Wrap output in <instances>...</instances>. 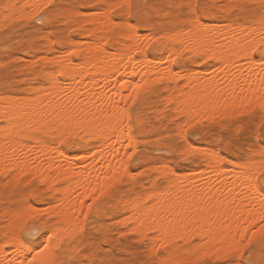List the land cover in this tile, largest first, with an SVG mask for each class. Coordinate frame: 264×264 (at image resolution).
Returning <instances> with one entry per match:
<instances>
[{
  "label": "bare ground",
  "instance_id": "6f19581e",
  "mask_svg": "<svg viewBox=\"0 0 264 264\" xmlns=\"http://www.w3.org/2000/svg\"><path fill=\"white\" fill-rule=\"evenodd\" d=\"M13 1L11 4V1H7L10 4L8 7L10 13L15 11L16 5ZM38 1L23 0V5L32 7L38 4ZM120 1L124 2L125 0ZM262 1L264 3V0ZM105 3V5H108L111 2ZM230 5L231 7L233 6L229 3L228 7ZM24 8L22 7V13L25 14ZM29 9H32L28 11H33V14H35L34 11H39V8L35 9V6ZM102 10L103 13H98L97 18L91 17L90 20L88 18L87 22L90 25L88 27L85 26L86 29L82 28L85 31V36L92 39L91 41L83 42L82 40L83 45L81 44L82 42L80 44L75 43L70 49L73 55L68 57L64 55L66 58L63 57L64 59L61 58L62 60L58 61L55 58L52 59L53 62L59 65L60 69L57 71L53 69L54 72L51 70L52 73L47 70L50 73L49 80L51 79L48 86L41 85L33 88L34 94L29 97L0 96V167L2 166L0 170L5 168L6 170H16L18 173L23 170H27V172L31 170L32 174L37 171L42 173L45 180H49L47 185L51 181L54 183L53 181L58 178L67 182V185L60 189L56 206H53L58 222L62 225L48 227L50 233L46 244L48 251L45 252L43 257H38L37 260L49 259V255H53V248L58 243L57 241H60L64 236L71 235L72 231H75L74 229L79 220L82 219L80 214L83 208L86 207L84 205L87 203L86 199L93 198L94 200L95 192L105 190L108 185H111L109 183L113 179L115 180L116 177L129 173L126 156L128 148L134 145V135L128 128L126 121L128 112L125 104L130 95L137 92L140 85L151 79H155V81H159L156 79L174 81L173 85H175L174 89L177 90V94L169 96V99H173L176 104L174 111L178 109V111L191 118L199 115V120L200 115L202 118L203 114H209L208 117H210L216 111L218 112L216 113L217 115L219 113L222 114V112L228 113L234 108H242L249 102L251 105L252 101L259 103L260 106L264 105V82H262L264 81V66H262V62L258 61V58L245 57L241 54L243 50L248 48V42L254 45L264 44V14L259 17L256 26L252 23L254 27L251 24L249 26L247 23L244 25L243 23H229V21L227 23L223 22V24L214 22L209 24L202 21L200 17L199 22L194 23L188 18L186 20L188 25L186 28L179 25L173 32L168 31L169 33H165L166 31H164L163 35L158 33L164 39L163 51L159 55L150 57L146 55L147 48L144 47V44L147 45V43L143 41L144 44H142V39L145 40L144 36L146 35H142L144 37L142 39L138 38V33L134 30L135 26L131 27L129 20L121 24L124 32L119 33L121 38L115 39L117 43L116 46H111L115 50L112 51L108 41L110 37L116 36L118 31H116L117 28L109 14L110 10L107 7ZM28 11H26V14H28ZM4 13L7 12L4 11L2 14ZM69 14L72 17L73 14ZM91 24L93 25L91 26ZM141 34L139 35L141 36ZM155 36L157 37L158 35ZM148 38L146 39L147 41L150 40L151 36ZM65 50L67 51L68 49ZM185 51H190L191 54L200 56L205 62L212 60V65L216 68L214 69L212 66L213 71L206 67L204 70L195 69V71L186 69L182 74L181 72H176L178 71V69L175 71L178 59ZM66 54H69V52ZM75 58L79 59L76 60ZM48 61H50V58ZM59 75L60 77H58ZM179 78L185 79L183 85L180 84L178 86ZM155 81L153 80L152 82ZM170 100L168 102L165 101V103L167 102L168 104ZM252 108L250 107L248 111ZM245 110L247 111V107ZM206 116L204 115V118H207ZM193 120L192 123L196 121V119ZM74 129L88 133L89 136L98 141V143L93 145V151H90L91 154L93 152L92 157L83 151L77 156L72 157L70 155V157L62 151L60 154L57 152V155H59L54 158L52 154H56V151L49 148L56 149V147L54 145L50 147L51 144L48 145L44 138L40 137L41 133L48 132L49 134V132L55 131L56 136H60L64 135V133L68 134L70 130L73 132L75 131ZM25 139H30L33 142L31 145H34H26ZM188 148L190 151L191 147L188 146ZM195 148L192 147V149ZM200 148H196V150L199 151ZM203 149L204 147H202V152L204 151L206 157L208 156V167H211L210 169L212 170L209 173L213 175L215 173L213 177L216 179L211 178L213 180L210 181L212 176L209 173L210 177L208 179L209 175L203 178L208 169H206V173L204 170L198 171V173L204 171L201 173L203 176L200 175L203 179H200L202 183L198 179V173V178L194 176V171V175H191V178L187 175L193 174V172L185 173V176L183 173L181 175L176 174L175 178L169 177V184L166 187L148 192L144 199L133 198L123 202L122 207H124V212L128 215H125V218L121 220H124L123 222H132L133 229L137 232H147V229L155 231L154 241L156 244L160 241L165 242L169 237L168 241L171 242V237L188 235L190 230L189 234L192 236L188 235L189 237H186L189 240L190 236L191 238L194 236L192 233L195 230V233L199 234L201 239L203 238V241H205L199 244L200 247L204 248L200 252H203L209 244H216L218 248L225 250L230 247L233 248L234 245L237 246L238 239L244 234V230L249 229L250 231L253 228H250V226L260 220L262 223V217H264V203H262L264 193L263 197H260L261 199H257L259 193L262 194V192L256 187L252 189L256 180L250 179L251 175L254 174L253 171L257 172L256 168L258 166L256 165L259 164L260 160L255 161L256 165L250 166H255L253 171L246 165H240L241 169H236L237 171L235 169L229 171L231 168L228 170L223 167L219 154H216L208 147ZM21 152H23L24 156H21ZM27 153L29 155L31 153H41V155L37 156L35 154L36 156H33L32 154V157ZM262 161L263 159L260 163L261 167L262 163H264ZM73 166L77 169L71 170ZM161 170L163 174L165 170ZM36 174L38 175V173ZM34 176H36L35 173ZM192 177H195L198 182ZM39 179H42V176ZM204 179L208 181L205 180V182ZM250 188L252 190H249ZM255 189L258 194L252 192L254 195L255 193L257 194L254 196L250 192L255 191ZM148 200H152L149 206L146 205ZM28 206L27 210L25 208L15 213L10 212L12 213H9L12 215V224L8 218L7 221L10 222V226L6 225L11 230L10 236H7L9 239L6 237V240H10V238L13 240L10 251H14L15 253L13 254L20 257V259L9 258L7 260L5 258V261L0 260V264H28L33 258L28 259L26 262L27 258H29L26 255L29 254L22 248L24 242L17 239L19 233L16 230L20 212L28 211V209L32 210L30 204L26 205V207ZM33 210L35 214L37 211L35 212L34 208ZM31 213V216L34 215ZM26 215H29V213ZM257 224H255V228L261 225L259 223L257 226ZM81 227L78 228L77 226L76 229L80 230ZM188 228L191 229L188 230ZM184 230L187 233L182 234L181 232ZM129 231H131L130 228ZM180 233L181 235H179ZM143 234L145 235V232ZM176 239H178L177 236ZM154 241H152V244ZM182 241L184 242L183 239ZM196 245L198 246V244ZM157 247L159 246L157 245ZM157 247L155 246L154 248L157 249ZM214 248L211 249L213 250ZM4 249L1 247L0 252L2 255H7V250ZM200 252L196 253V255L198 256ZM210 252L212 251L207 252V254ZM192 257H195V255ZM166 259L168 260V257Z\"/></svg>",
  "mask_w": 264,
  "mask_h": 264
},
{
  "label": "rangeland",
  "instance_id": "374dc122",
  "mask_svg": "<svg viewBox=\"0 0 264 264\" xmlns=\"http://www.w3.org/2000/svg\"><path fill=\"white\" fill-rule=\"evenodd\" d=\"M7 1H11V4L13 0H0V96L2 97H9V95L16 98L29 97L34 94L33 88L40 87L41 85L48 86L51 80H49V72L51 70L54 72L53 69H56V71L60 69L59 65L53 62L52 59L55 58L58 61L62 60L61 58L63 57L66 58V55L67 57L73 55L70 49L75 43L80 44L82 40L83 42L87 40L91 41L92 39L86 37L84 34V29L90 25L87 20L88 18L90 20L91 17L97 18L98 13H103L102 9L105 7L110 10L109 14L117 28L116 31H118L116 36L110 37L108 41L110 47L112 45L116 46L117 42L115 39L121 38L119 33L124 32L121 24L129 20L130 26H135L134 30L137 31L138 38L142 39L145 37V40L142 39V44L144 42L147 43V45L144 44V47L147 48H145L146 55L150 57L162 53L164 39L161 37L163 32H173L179 25L186 28L188 26L186 20L191 15L187 9V4L191 0H125L124 2L120 0H39L40 2L38 1V4L34 5L35 9L39 8V11H34L35 14H33V11H28L32 10L29 8L34 6L23 5V0H14L13 3L16 5L15 11L10 13L8 9L10 4ZM47 1L49 2L46 3ZM105 2L107 4L111 3H109L110 5H105ZM129 3L131 4L130 9L120 7V5H127ZM200 3L202 5L200 18L209 24L211 22L223 24V22L227 23L229 21V23H243L244 25L247 23L249 26L250 24L253 26V23L256 26L259 17L264 14V3L261 0H200ZM229 3L233 6L231 7L230 5L228 7ZM36 5L39 7H36ZM22 7H25L24 12L26 14V11H28V14L22 13ZM75 10L78 12L77 14ZM225 10H228V12ZM4 11L7 13L2 14ZM129 12H131V15H128ZM69 13L73 14L72 17H70ZM1 14L4 16L3 18ZM10 17L14 18L9 19ZM140 33H142L141 36L139 35ZM147 33H150L151 41L146 40L150 37ZM142 35L148 37H142ZM155 35H158V38ZM152 37H156L157 39H153ZM83 42L81 43L82 45ZM65 49L70 51H66ZM111 50L115 51L112 47ZM68 52L69 54H66ZM49 58L50 61H48ZM75 59L78 60L79 58ZM258 61L260 60L258 59ZM212 64V60L205 62L200 56L193 55L190 51H185L179 57L175 71L178 69L176 72H181L182 74L186 69L195 71V69L204 70V68L209 67L210 70L214 67ZM153 80L155 81V79H151V82L148 81L140 85L137 92H134L135 95L134 93L130 95L125 104L128 112L126 119L128 128L134 135V145L128 148L126 156L129 173L116 177L118 179H113L114 181L112 180L113 182L109 183L111 185H108L109 188L106 187L105 190L95 192L98 195L96 196L94 193V200L93 198H88L90 200L86 199L87 203L84 204L86 205V209L83 208L80 214L82 218L80 219L81 221L79 220L80 225L79 223L77 224L79 228L83 223L82 227L80 230H77L76 226L75 231H72V234L68 235L69 237L64 236L61 238V242L57 241L58 243H56L59 247H56V244L53 248V255H49V259L56 261V264H228L229 260L238 258L235 255H229L231 250L237 247L236 245L233 248L230 247V250H225L218 248L216 244H209V249L214 247L216 249L209 250L207 247L205 248L206 251L200 252L204 248L200 247L199 244L205 241H203V238L201 239L199 234L195 233L194 229L195 234L192 233L194 236L191 238L192 235L189 234V229L191 228H188V235H191V239H186V237H189L187 234L182 235V237L176 235L178 239L173 235L174 237H171V242L168 241L169 237L166 239L167 242L165 241L166 244L164 245L165 242L162 241L157 242V244L155 243V231L146 228L147 232H137L134 231L132 222H123L124 220H121L125 218V215H128L124 212V207H122L123 202L133 198L144 199L148 192L150 193L152 190L166 187L169 184V177L175 178L177 175L183 173L185 176V173L189 174L193 171L195 175L194 172L193 174L186 175L190 178L191 175L197 177L199 170H204L206 173V169H208L209 171L207 170L204 176L201 174L204 171H200L201 173H198L199 178L197 177L199 180H203L200 175L206 178L212 170L210 169L211 167H208V156L206 157V153L202 152V147L204 149L208 147L216 154H219L223 167L228 170L231 168L229 171L241 169L240 165L249 167L253 164L256 165L255 161L257 160H260L259 164L256 165L258 166L256 168L257 172L253 171L255 166L250 167L253 173L259 175L264 171V168H262L264 163H262V167L260 165L261 160L263 159L264 161V155H262L264 154V110H262L259 103L252 101L251 106L249 102L242 107L243 109L238 107L231 110V112L229 111V115L224 112L217 115V111L215 112L216 116L213 113L214 117L213 114L210 117H208L209 114H203L202 118L200 115L199 120V115L191 118L178 111V109L174 111L176 104L173 99H169V96L177 94V90L174 89L175 85H173L174 81L156 79L159 81L152 82ZM184 82V78H179L177 84L178 86L180 84L183 85ZM167 99L170 100L168 104ZM165 101L167 102L165 103ZM136 103L138 104L136 105ZM249 106L253 107L250 111H248ZM246 107L247 111L245 110ZM234 113L237 114L234 115ZM204 115H207V118H204ZM171 117L173 118L171 119ZM193 119H196V121ZM192 120L194 121L193 123ZM75 131L72 132L70 130L68 131L70 134L67 132L68 134L64 133V135L60 136H56L55 131H51L49 134L48 132H43L40 137L44 138L48 145L51 144L50 147L52 145L56 147V149L49 148L56 151V154H52L54 158L60 152L62 153V151L69 156L72 155V157L79 155L83 151L92 157L93 152L91 154L90 151H93L92 147L98 141L89 136L88 133L80 130ZM25 140L26 145H34H31L33 142L30 139ZM61 140H64V143H61ZM188 146L191 147L190 151L188 150ZM58 147L59 149H57ZM192 147H196L197 149L201 147L199 149L201 152L196 150V148L192 149ZM57 152L59 153L58 155ZM22 153L21 156L23 155ZM24 154L26 155V153ZM27 154L29 155V153ZM32 154L33 156L35 154L37 156L41 155V153H39L40 155L38 153H31L30 155L32 156ZM153 165L156 167L154 166L153 168ZM37 169L39 168L37 167ZM76 169L74 166L71 167V170ZM161 169H164L166 172L164 171L162 174L161 172L163 171ZM168 169L169 171L167 172ZM25 171H19L18 173L16 170H6L5 168L0 170V248L2 247L3 249L5 248L4 250H7V255H2L0 252V260L2 261H5V258L7 260L9 258L20 259V257L13 254L15 253L14 251H10L13 240L11 238L8 240L9 237H7L11 233L10 227H7L10 226V222L7 220L9 218L12 224V215L10 214L13 212L15 213L25 208L27 210L29 206L26 207V205L28 204H30L32 210L34 208L35 212L37 211L35 214L34 210L32 211L31 209L20 212L16 223V230L19 233L17 239L24 242L25 246L23 244L22 248L29 254L26 255L29 257L26 262L34 256L36 251L46 246L47 238L50 235L48 227L62 225L58 222L53 206H56L60 189L64 185H67V182L58 178L56 181L52 179L54 180V183H52L50 179L51 182L47 185L49 180H45L42 173L36 171L34 172L36 176H34L31 170ZM31 175L34 177L30 178L32 177ZM210 175L207 179L209 177L210 179H216L213 177L215 173L214 175ZM41 176L42 179H39ZM207 179H204V181H208ZM254 185L260 190L264 188V180H256ZM252 189L250 188L249 190ZM252 192L257 193L258 191L255 189V191L253 190L250 193ZM256 193L255 195L258 194ZM262 195L263 193H259L257 199H261ZM151 202L152 200L146 201V205H151ZM89 204L92 205L90 213L88 212ZM29 210L34 215L31 216ZM83 212L87 213V219L82 214ZM27 213L30 216L26 215ZM260 221L256 222L258 223L257 226L259 223L261 225L263 223L264 225V222L262 221L261 223ZM255 224L250 226V228H253L247 233L248 235H251V231L259 230V226L256 229ZM129 228L131 231H129ZM144 232L145 235L143 234ZM181 233H187V231L184 230ZM149 236H153V238ZM174 238L175 240H173ZM152 241H154L153 244ZM151 245L152 247L153 245L156 247L158 245L159 247L155 249V246L152 248ZM223 250L226 252H223ZM209 251L212 252L207 254ZM199 252L198 257L196 253ZM194 255L195 257H192ZM163 256L165 258L168 257V260H165ZM262 256H264V253L257 249L250 257L246 256L245 260L251 259L254 261V264H259ZM160 259L162 260L159 261ZM39 261L36 260V264H39Z\"/></svg>",
  "mask_w": 264,
  "mask_h": 264
},
{
  "label": "snow or ice",
  "instance_id": "6c2138e0",
  "mask_svg": "<svg viewBox=\"0 0 264 264\" xmlns=\"http://www.w3.org/2000/svg\"><path fill=\"white\" fill-rule=\"evenodd\" d=\"M121 8L127 7L131 8V4L127 5H120ZM201 3L200 0H191L187 4V9L190 12V17L194 23L199 22V17L201 15ZM131 15V12L128 13ZM245 57H254L258 58L262 62V66H264V44L254 45L251 42H248V48L243 50L241 53ZM264 82V81H262ZM135 103V101H133ZM262 110H264V105H261ZM64 143V140L60 141ZM264 155V154H262ZM250 179L261 181L264 180V171H262L259 175L252 174ZM253 188L255 185L252 186ZM260 191L264 193V188H261ZM262 203H264V199H262ZM92 211V205H88V212ZM85 215V219H87V213H82ZM262 221H264V217H262ZM249 229L244 230V234L240 236V240L238 241L237 247L231 250L229 255H235L236 259H231L228 261V264H254V261L251 259L245 260V257H250L254 251L259 249L262 253H264V226L259 227L258 231H252L251 235L249 236L248 233ZM48 251L47 246L40 248L39 251L35 252L32 260L28 262V264H35V261L38 257H43L45 252ZM203 259V258H201ZM39 264H56V261L52 259H40ZM259 264H264V256H262Z\"/></svg>",
  "mask_w": 264,
  "mask_h": 264
}]
</instances>
